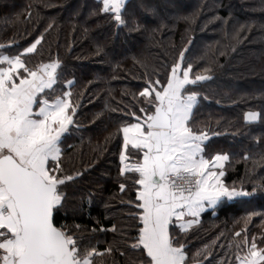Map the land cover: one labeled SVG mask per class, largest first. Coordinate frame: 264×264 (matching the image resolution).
Returning a JSON list of instances; mask_svg holds the SVG:
<instances>
[{"label":"trees","instance_id":"16d2710c","mask_svg":"<svg viewBox=\"0 0 264 264\" xmlns=\"http://www.w3.org/2000/svg\"><path fill=\"white\" fill-rule=\"evenodd\" d=\"M100 8L99 0H0V44L13 42L3 51L14 55L43 35L37 51L24 59L30 65L62 61L55 95L75 79L78 127L64 138L61 164L65 173L83 176L69 185L72 200L56 214L57 224L81 225L87 246L111 245L104 264H139L145 253L130 247L142 227L135 215L138 175L119 174V129L135 122L133 111L140 115L135 94L149 79L163 83L185 46L193 74L209 69L213 77L190 88L208 97L194 112V125L220 133L207 143L205 156L229 154L228 185L243 181L251 190L253 183H264V117L244 120L249 110L264 113V0H127L125 18L142 25L139 32L130 30L132 23L117 28ZM120 184L127 185L124 192ZM249 213L256 215L247 219ZM261 214L264 198L225 201L187 232L175 228L173 235L186 245L187 264H236L239 241L255 237L264 247Z\"/></svg>","mask_w":264,"mask_h":264},{"label":"snow or ice","instance_id":"6c2138e0","mask_svg":"<svg viewBox=\"0 0 264 264\" xmlns=\"http://www.w3.org/2000/svg\"><path fill=\"white\" fill-rule=\"evenodd\" d=\"M99 3L100 12L110 15L117 28L132 23L131 31L144 30L125 18L127 0ZM43 39L39 36L14 55L3 51L13 42L0 44V264H104L102 258L113 252L111 245L103 250L87 246L81 225H58L55 220L72 200L69 185L83 176L80 171L65 173L61 164L64 138L78 127L74 116L79 103L72 99L74 78L64 82L67 91L54 94L62 74L59 58L32 65L24 59L37 51ZM187 50L185 46L179 52L163 83L149 79L135 94L140 115L133 111L135 122L119 129L123 141L119 174L138 175L133 181L135 215L142 227L130 247L145 253L139 264H187L186 245L171 234V225L187 232L207 208L264 198V183L255 182L249 190L243 181L225 182L228 153L206 158L207 143L220 133L194 125V112L208 97L190 88L213 77L207 74L209 69L193 74V64L185 62ZM262 117L264 113L249 110L244 120L254 123ZM119 188L124 192L127 185ZM254 215L249 213L247 219ZM111 230L115 232L116 226ZM235 246L236 264H264V247H258L255 237Z\"/></svg>","mask_w":264,"mask_h":264},{"label":"crops","instance_id":"0c3cea01","mask_svg":"<svg viewBox=\"0 0 264 264\" xmlns=\"http://www.w3.org/2000/svg\"><path fill=\"white\" fill-rule=\"evenodd\" d=\"M130 155H131V154H130ZM206 158H208V157L206 156ZM208 159H211V158H208ZM223 170H224V169H223ZM223 179H224V177H223ZM209 209H212V208L210 207V208H207L206 210H209ZM206 210H205V211H206ZM205 211H204V212H205ZM204 212H202L201 215H200V217L198 218V219H199V222L201 221V217H202V214H203ZM186 218L190 219L191 217H186ZM195 225H197V224H195ZM195 225H193V226H195ZM193 226H192V227H193ZM192 227H191V228H192ZM175 228L179 229V226H178L177 224H174V225H171V226H170V232H171L172 235H173V229H175ZM173 236H174V235H173ZM174 237H175V236H174Z\"/></svg>","mask_w":264,"mask_h":264}]
</instances>
